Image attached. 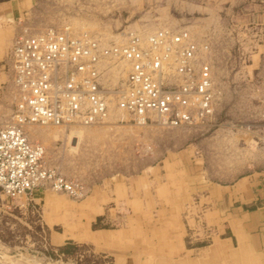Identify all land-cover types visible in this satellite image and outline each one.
Segmentation results:
<instances>
[{
	"label": "rangeland",
	"instance_id": "1",
	"mask_svg": "<svg viewBox=\"0 0 264 264\" xmlns=\"http://www.w3.org/2000/svg\"><path fill=\"white\" fill-rule=\"evenodd\" d=\"M9 1L13 8L0 7L2 123L11 116L16 87L8 55L23 27L41 32L49 25L69 24L103 42L122 39L128 29L195 28L193 35L204 40L213 62L219 94L212 119L202 127L136 125L115 97L103 122L27 126L28 137L43 145L50 165L81 180L84 194L77 198L46 188L12 198L0 191V264H72L52 257L67 239L79 245V253L103 254V263L96 264H226L217 235L226 221L213 225L206 193L211 185L264 169V71L260 73L259 60L264 39L257 42L264 23L242 15H255L264 0ZM232 9L241 17L233 16ZM117 64L119 72L111 66L108 73L122 80L129 65ZM76 132L81 137H74ZM200 210L205 216L197 224L194 216ZM81 224L109 235L97 241L64 236ZM196 227L195 236L211 233L194 238Z\"/></svg>",
	"mask_w": 264,
	"mask_h": 264
},
{
	"label": "built area",
	"instance_id": "2",
	"mask_svg": "<svg viewBox=\"0 0 264 264\" xmlns=\"http://www.w3.org/2000/svg\"><path fill=\"white\" fill-rule=\"evenodd\" d=\"M45 29L36 33L23 27L8 55L16 87L11 116L0 123L4 195L27 198L50 188L82 197L83 182L50 165L45 148L28 138L24 124L68 127L101 121L111 90L119 97L117 104L139 124L196 126L212 119L215 90L210 63L203 61L200 45L186 27L158 28L141 37L138 30L128 29L122 39L108 42L68 26ZM123 59L129 62L127 74L114 80L108 70L116 66L119 72L117 63Z\"/></svg>",
	"mask_w": 264,
	"mask_h": 264
},
{
	"label": "crops",
	"instance_id": "3",
	"mask_svg": "<svg viewBox=\"0 0 264 264\" xmlns=\"http://www.w3.org/2000/svg\"><path fill=\"white\" fill-rule=\"evenodd\" d=\"M7 2L8 0L1 1L0 7L6 8L9 4L8 6L13 8V5H11L12 2ZM261 8V10L255 12V15H250V13L254 12H248L242 15H247V21H251V19H253L254 23H264V6ZM9 12L10 11H7V13ZM232 14L235 17H241L240 13L237 11L235 14L233 9ZM251 16L253 17L251 18ZM194 29H189L190 32L192 31V35L195 32ZM193 37L200 45V50L202 55H204L205 61L209 62L212 65V69H214L213 62L212 60L210 61L208 56L209 54L205 49L207 46L203 45L205 43L204 40H199L201 39L199 36L198 39L194 35L192 38ZM0 39L2 42V29H0ZM262 39L264 38L259 35L257 37V42ZM259 60L263 64H260V66H262L260 73L263 74L264 54L263 59H260L259 56ZM212 77L214 82H216L217 79L215 78V70L213 71ZM1 110L3 112H7L4 108ZM206 195L210 198L208 206L210 208L209 212L213 225L215 226L216 223L218 225L222 223L223 220L226 221L224 222L226 223L225 226L220 227V230H218L219 233L217 234L218 240L221 241L218 245L219 249L227 255L226 264H264V169L253 170L226 185H211ZM203 206L206 205L202 204L201 207ZM196 216L198 224L200 220L198 218L204 217L205 213L203 210H200L194 217ZM216 220H218V222H216ZM203 221L206 220L202 219L200 222L203 224ZM196 233H198V227H196L193 229L194 238H202L206 235L209 236L211 231L207 234L203 232L202 236H195ZM108 235V232L103 231H100L97 234L92 233L86 224H81L77 229H73L71 231L67 230L64 234V236H71L75 238L81 236L95 241L107 238ZM213 240L214 239H212V241Z\"/></svg>",
	"mask_w": 264,
	"mask_h": 264
},
{
	"label": "bare ground",
	"instance_id": "4",
	"mask_svg": "<svg viewBox=\"0 0 264 264\" xmlns=\"http://www.w3.org/2000/svg\"><path fill=\"white\" fill-rule=\"evenodd\" d=\"M55 27H57V26H55ZM68 27H69V29H70V27L72 28V26L70 25H68ZM57 28H59V27H57ZM61 28H65V26H63V27H61ZM165 28V30H169V29H171V28H169V27H164ZM168 28V29H167ZM73 29V28H72ZM46 30V29H45ZM44 30V31H45ZM74 30V29H73ZM132 30H136V29H132ZM174 30V29H173ZM28 31H30V30H28ZM87 31V30H86ZM137 31V30H136ZM31 32H33L32 30H31ZM41 32H43V31H41ZM90 32V31H89ZM37 33V32H36ZM137 33H138V35L140 36H143L144 34H146V33H144V32H141V31H137ZM94 34V33H93ZM121 36V35H120ZM140 36V37H141ZM124 37V35L122 36V38ZM193 39L194 40H196L194 37H193ZM123 61H125L128 65H129V62L128 61H126V60H124L123 59ZM214 80V79H213ZM213 89L215 90V97H214V99H213V107L215 108V105H216V100H217V98H218V94H219V92L217 91V89H216V84H215V82L213 83ZM112 97H115L116 98V103H118V96H117V94H116V91H114V90H111L110 91V93H109V96L107 97V113H106V115L104 116V118L101 120V121H98V122H103V121H105V120H107V118H108V116H109V107H110V104H109V102L111 101V99H112ZM114 104H112V106H113ZM118 105V104H117ZM111 106V107H112ZM118 107L120 108V109H122V110H124L126 113H129L130 114V116H132V113H130V112H128L126 109H124V108H122V107H120L119 105H118ZM215 112V111H214ZM214 115V114H213ZM212 115V116H213ZM98 122H90V123H81V124H74V123H72V124H70V126L69 127H74V126H84V127H87L88 125H91V124H94V123H98ZM0 123H2V122H0ZM206 123V122H205ZM205 123H201V124H199V125H196V126H200V127H202V125H204ZM32 124H38V125H55V126H65V124H58V125H56V124H52V123H46V124H41V123H35V122H27V123H25L24 124V127H25V132H26V134H27V126L28 127H32ZM135 124L136 125H140V126H142V125H153V126H156V127H167V128H181V127H183V128H193V127H196L195 125H189V126H174V127H169V126H164V125H161V124H155V123H147V124H139V123H136L135 122ZM28 136V135H27ZM74 137H81V135H80V133L79 132H76V135L74 136ZM29 138V137H28ZM30 139V138H29ZM30 140H32V139H30ZM76 140V139H75ZM32 141H37V140H32ZM76 146V145H75ZM53 190V189H52ZM54 191H56V190H54ZM56 192H63V191H56ZM63 193H66V192H63ZM67 194V193H66ZM19 196H23V195H19ZM18 197V196H17Z\"/></svg>",
	"mask_w": 264,
	"mask_h": 264
},
{
	"label": "trees",
	"instance_id": "5",
	"mask_svg": "<svg viewBox=\"0 0 264 264\" xmlns=\"http://www.w3.org/2000/svg\"><path fill=\"white\" fill-rule=\"evenodd\" d=\"M56 248V253L52 252V257L54 259L58 257L64 259L65 261L71 259L72 264H96L97 262H102L103 254H100L95 258L94 254L85 252L79 253L77 251L79 249V245L70 239H67L63 244L58 245Z\"/></svg>",
	"mask_w": 264,
	"mask_h": 264
}]
</instances>
